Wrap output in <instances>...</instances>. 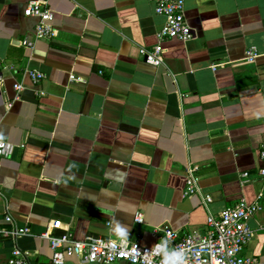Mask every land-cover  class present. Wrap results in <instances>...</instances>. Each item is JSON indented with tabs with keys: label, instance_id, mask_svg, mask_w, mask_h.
Listing matches in <instances>:
<instances>
[{
	"label": "crops",
	"instance_id": "1",
	"mask_svg": "<svg viewBox=\"0 0 264 264\" xmlns=\"http://www.w3.org/2000/svg\"><path fill=\"white\" fill-rule=\"evenodd\" d=\"M38 1L55 15L49 41L25 16ZM183 1L190 42H160L149 0H0V140L16 146L0 159V224L9 213L30 229L17 244L32 264H53L46 233L120 241L118 221L151 247L162 227L204 232L201 198L183 197L190 167L215 215L261 203L245 254L264 264V0ZM160 44L157 68L143 50ZM30 72L46 77L34 85ZM14 245L0 239V264Z\"/></svg>",
	"mask_w": 264,
	"mask_h": 264
},
{
	"label": "built area",
	"instance_id": "2",
	"mask_svg": "<svg viewBox=\"0 0 264 264\" xmlns=\"http://www.w3.org/2000/svg\"><path fill=\"white\" fill-rule=\"evenodd\" d=\"M155 8L157 15L165 19V23L158 33L160 42L168 39H179L190 42L195 38V33L186 18V6L183 0H149ZM26 17L39 19L36 26L35 37L39 41H49L54 32L53 21L55 15L45 9L42 2L29 3L25 11ZM27 47H33L29 41ZM146 63L153 67H161L163 64V47L143 50ZM260 56L254 47L247 49L245 60L254 63ZM29 76L34 85L40 84L45 75L40 72H30ZM72 81L82 82L83 79L74 75ZM5 83V78L0 75V87ZM25 85L16 83L14 89L18 94L25 90ZM16 146L5 140H0V159L10 158ZM264 159V151L262 152ZM264 176V170L261 171ZM186 189L184 199L200 197L204 207L208 210V223L204 232L193 231L183 238L177 231L170 227H162L154 232L156 243L153 246L143 245L140 240L127 241L125 249L119 248V240L100 237H87L83 241L76 240L70 233L55 237L50 233L42 235L47 239L53 251V264H65L70 257H76L81 264H162L163 257L158 252L157 245L167 241L169 248H180L188 257L187 264H262L259 259L245 254L250 244L254 231L250 227V221L263 210L259 201L250 203L242 199L234 206L228 207L220 215H215L210 208L213 198L206 195L201 186L197 169L190 167L186 171ZM247 177V174L244 175ZM135 222L143 223L142 214L136 215ZM30 229L15 224L13 217L7 213L3 224H0V239L10 240L15 245L11 251L7 264H32V254L23 251L17 244L19 239L30 234Z\"/></svg>",
	"mask_w": 264,
	"mask_h": 264
},
{
	"label": "clouds",
	"instance_id": "3",
	"mask_svg": "<svg viewBox=\"0 0 264 264\" xmlns=\"http://www.w3.org/2000/svg\"><path fill=\"white\" fill-rule=\"evenodd\" d=\"M257 114L264 115V104H261L257 110ZM120 234L119 248L125 249V244L129 238V228L126 225L115 222L113 231H117ZM158 252L162 255V264H187L188 257L185 251L180 248H169L167 241H163L157 245Z\"/></svg>",
	"mask_w": 264,
	"mask_h": 264
}]
</instances>
